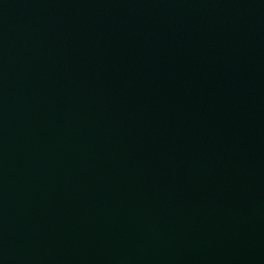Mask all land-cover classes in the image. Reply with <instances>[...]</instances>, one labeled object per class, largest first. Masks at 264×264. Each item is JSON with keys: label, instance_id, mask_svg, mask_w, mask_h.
<instances>
[{"label": "water", "instance_id": "water-1", "mask_svg": "<svg viewBox=\"0 0 264 264\" xmlns=\"http://www.w3.org/2000/svg\"><path fill=\"white\" fill-rule=\"evenodd\" d=\"M0 264H264V0H0Z\"/></svg>", "mask_w": 264, "mask_h": 264}]
</instances>
